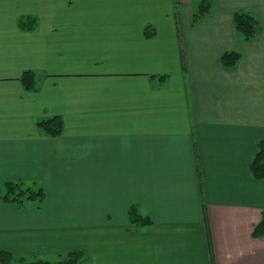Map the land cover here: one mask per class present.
<instances>
[{"label": "crops", "instance_id": "0c3cea01", "mask_svg": "<svg viewBox=\"0 0 264 264\" xmlns=\"http://www.w3.org/2000/svg\"><path fill=\"white\" fill-rule=\"evenodd\" d=\"M176 1L0 0V194L8 180L45 193L39 206L0 198V251L264 264V180L249 172L264 140V0H214L198 21L201 0ZM239 11L259 21L250 40ZM55 115L63 131L46 135L37 121Z\"/></svg>", "mask_w": 264, "mask_h": 264}, {"label": "trees", "instance_id": "16d2710c", "mask_svg": "<svg viewBox=\"0 0 264 264\" xmlns=\"http://www.w3.org/2000/svg\"><path fill=\"white\" fill-rule=\"evenodd\" d=\"M213 3L214 0H201L193 14V21H198L211 13ZM234 22L237 31L245 40L253 38L259 29L258 19L248 12H236ZM145 34H149V28L145 29ZM239 57V53L227 51L221 55V62L226 66L233 67L238 62ZM19 80L26 91H37L39 88L37 74L34 70H24ZM37 126L46 135L58 136L63 131V119L58 115L45 117L37 121ZM249 172L254 178L264 180V140L257 143L255 154L249 163ZM4 185L5 190L0 194V198L18 206L23 205L27 200H35L39 206L45 197L42 186L35 183L26 184L22 181L8 180ZM129 218L133 223L149 222L146 217L138 213L135 207L129 209ZM252 236L264 237V210L261 212L260 221L253 228ZM83 254L81 250H72L66 255L58 256L56 260L50 261L40 257L26 258L2 250L0 251V264H76Z\"/></svg>", "mask_w": 264, "mask_h": 264}]
</instances>
